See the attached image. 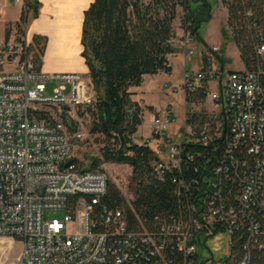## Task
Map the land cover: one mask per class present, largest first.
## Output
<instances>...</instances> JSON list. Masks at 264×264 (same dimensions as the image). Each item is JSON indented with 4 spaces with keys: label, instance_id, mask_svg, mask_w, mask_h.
<instances>
[{
    "label": "built area",
    "instance_id": "2783aa9c",
    "mask_svg": "<svg viewBox=\"0 0 264 264\" xmlns=\"http://www.w3.org/2000/svg\"><path fill=\"white\" fill-rule=\"evenodd\" d=\"M30 5L0 0V25L8 6L21 12L0 38V238L20 245L15 264H173L176 253L182 264H228L239 240L237 264H256L254 253L264 250V67L227 71L221 47L202 46L182 87L186 104L198 96L204 110L195 112L203 118L190 121L194 111L186 110L173 142L167 131L175 117L143 114L150 135L142 141L157 158L152 174L162 180L183 165L191 172L173 179L188 217L132 230L121 210L101 204L106 173L84 169L75 156L85 134L74 130V118L96 102L93 85L80 73L38 69L27 33ZM182 43L191 62L195 39L185 34ZM256 54L264 55V44ZM48 84L55 85L50 96ZM191 144L202 150L186 151ZM48 210L64 211V219L45 218ZM218 233L226 235L222 257L199 263V247Z\"/></svg>",
    "mask_w": 264,
    "mask_h": 264
},
{
    "label": "trees",
    "instance_id": "16d2710c",
    "mask_svg": "<svg viewBox=\"0 0 264 264\" xmlns=\"http://www.w3.org/2000/svg\"><path fill=\"white\" fill-rule=\"evenodd\" d=\"M218 2L227 15L222 36L231 37L244 68L264 67V55L256 54V48L264 44V0ZM37 16L36 2L34 17ZM211 18L208 0H93L83 12L80 57L97 98L93 105L78 113L91 116L89 133L103 139L100 157L92 159L88 169H98L102 163H121L132 168L134 200L127 204L110 182L101 199L106 208L121 210L132 230L140 228L139 222L149 230L174 220L184 222L188 203L173 179L180 175L191 177V172L183 165L181 173L167 172L162 180L152 174L156 156L145 142L132 140L142 125L144 108L132 99L129 90L139 87L145 75L170 72L168 57L172 53L175 20L179 21L182 36L192 35L204 44L198 31ZM47 43V37L33 38L40 70ZM197 97H193L195 100L187 97V104L199 101ZM191 114L190 121L203 118L196 112ZM187 147L194 149L186 151L202 150L200 145ZM232 254L228 264H237L243 254L242 240L234 242ZM253 256L256 264H264V250ZM182 262V255L176 253L173 264Z\"/></svg>",
    "mask_w": 264,
    "mask_h": 264
},
{
    "label": "rangeland",
    "instance_id": "374dc122",
    "mask_svg": "<svg viewBox=\"0 0 264 264\" xmlns=\"http://www.w3.org/2000/svg\"><path fill=\"white\" fill-rule=\"evenodd\" d=\"M208 2L212 8V18L209 23L201 25L198 33L202 40L204 38L211 46L218 44V37H221V42L226 46L227 65H229L231 69L241 70L243 67L235 44L229 35H226V37L222 36V31L226 27V12L222 9L220 11L217 10L218 0H208ZM6 13L8 16L7 21L10 23L9 26H14L19 19V10L8 8L6 9ZM30 15L31 14H29L28 19L31 18ZM33 16L34 13L32 12V17ZM22 22H24V20H22ZM178 24L179 21L176 20L174 22L176 34L172 38V53L169 55L171 65L170 72L162 74L157 73L154 75L153 79L150 75H145L139 87H132V98L134 101L144 106V115L152 109L154 112L176 118L177 124L170 127L167 131L168 138H171L173 142L181 137V124L184 121L185 111L201 112L204 110V107L198 104V101H192L194 104L190 103L189 105L186 104L184 100L182 87V75L184 70V61L182 57L183 43L180 39L183 34H181V29ZM3 29L4 26L0 25V38L3 37ZM199 44H201L199 39L195 38L194 46L196 48V56L193 57V62L200 52L201 47ZM187 67V69H189L190 65ZM82 77L84 79H89V77ZM54 86V84H48L47 95L50 96L53 94ZM91 123L92 118L89 114L85 113L80 115L76 113L73 128L74 130L83 132L85 136L78 144L75 156L82 162L81 165L84 166V169L90 167V161L92 159L100 157L99 150L103 146L102 137L89 133ZM146 123V117H144L143 124L138 129V134L132 136L134 143H140L143 137L145 138L150 135V130L145 126ZM98 170H102L106 173L108 182L116 186L127 204L134 200L135 183L132 181V168L129 165L121 163H102ZM64 216L65 212L61 210H48L45 212V218L47 219L63 220ZM2 241L4 242L2 243ZM225 242L226 235L224 233H218L216 236L208 239L204 246L199 247L198 254L199 257H201L199 263H204L209 259L210 254L213 255L214 259L221 258L225 251ZM20 250L21 247L17 242L0 238V264H15Z\"/></svg>",
    "mask_w": 264,
    "mask_h": 264
},
{
    "label": "crops",
    "instance_id": "0c3cea01",
    "mask_svg": "<svg viewBox=\"0 0 264 264\" xmlns=\"http://www.w3.org/2000/svg\"><path fill=\"white\" fill-rule=\"evenodd\" d=\"M2 1L7 4V0ZM92 1L93 0H31V18L28 19L27 23L28 37H30L32 40L35 35L48 38V43L42 58L41 70L43 72L50 74L80 73L82 76L88 78V70L84 65L83 59L80 57V52L82 51V46L80 45V34L83 21V12L88 8ZM36 2L38 6V16L32 17V12L34 13ZM8 8L19 10V21L21 16L20 9L9 6L6 9ZM221 9L226 12V10L218 2L217 10L220 11ZM7 17L8 16L5 10V24L3 25L4 28L5 25L8 26L10 24L7 21ZM174 31L176 34L175 28ZM180 39L182 40L183 36ZM203 41L204 44L201 43L200 52L194 62L186 61L184 59V53L182 54L185 70H192L196 68V65H198V60H200V55L204 52L202 46H211L204 38ZM216 45L221 47V57L223 60L224 69L227 71H239V69H231L229 65H227L226 46L221 42V37H218V44ZM241 64L243 67L241 70H244V65L242 62ZM168 65L171 70L169 57ZM188 65H190L189 69H187ZM159 73L162 74L161 72ZM151 78L153 79L154 75H152ZM130 91L133 93L132 88H130ZM141 107L144 108L142 105ZM136 134H138V130Z\"/></svg>",
    "mask_w": 264,
    "mask_h": 264
},
{
    "label": "water",
    "instance_id": "95a60500",
    "mask_svg": "<svg viewBox=\"0 0 264 264\" xmlns=\"http://www.w3.org/2000/svg\"><path fill=\"white\" fill-rule=\"evenodd\" d=\"M161 73H163V71H160Z\"/></svg>",
    "mask_w": 264,
    "mask_h": 264
}]
</instances>
